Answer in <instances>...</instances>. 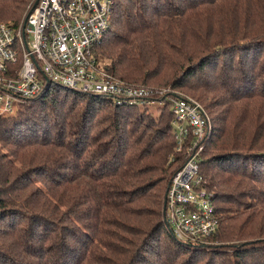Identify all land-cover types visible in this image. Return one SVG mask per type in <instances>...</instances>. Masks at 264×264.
<instances>
[{
    "label": "trees",
    "instance_id": "trees-1",
    "mask_svg": "<svg viewBox=\"0 0 264 264\" xmlns=\"http://www.w3.org/2000/svg\"><path fill=\"white\" fill-rule=\"evenodd\" d=\"M34 2L0 0V24ZM96 51L118 79L205 110L210 239L231 251L192 252L162 222L184 160L168 100L154 117L47 83L0 118V264H264V0H113Z\"/></svg>",
    "mask_w": 264,
    "mask_h": 264
},
{
    "label": "built area",
    "instance_id": "built-area-1",
    "mask_svg": "<svg viewBox=\"0 0 264 264\" xmlns=\"http://www.w3.org/2000/svg\"><path fill=\"white\" fill-rule=\"evenodd\" d=\"M112 6L113 0H35L18 27L0 24V118L15 117L47 83L141 110L168 100L172 135L184 160L167 186L164 223L177 241L202 245L219 228L214 193L204 187L198 168L212 132L210 119L194 99L129 84L95 59Z\"/></svg>",
    "mask_w": 264,
    "mask_h": 264
},
{
    "label": "rangeland",
    "instance_id": "rangeland-1",
    "mask_svg": "<svg viewBox=\"0 0 264 264\" xmlns=\"http://www.w3.org/2000/svg\"><path fill=\"white\" fill-rule=\"evenodd\" d=\"M97 53V59H98V52L96 51V48L94 50ZM98 62L100 63V60H98ZM164 89V88H163ZM168 89V88H166ZM177 93H179V90ZM180 94V93H179ZM196 101V100H195ZM197 102V101H196ZM199 103V102H198ZM200 104V103H199ZM159 107H161L160 104L156 103L152 106H150L149 108V112L154 116L157 117L158 115V109ZM162 222L164 223V218H162ZM162 237V236H161ZM132 237L130 236V234H127V240H131ZM190 250L192 252L195 251H205V252H209V253H213L216 251L222 252V253H230L231 249L228 247V243H219V242H215L212 239L208 240L206 243L202 244V245H198V246H191ZM182 258V257H181ZM181 258L179 260H181Z\"/></svg>",
    "mask_w": 264,
    "mask_h": 264
}]
</instances>
